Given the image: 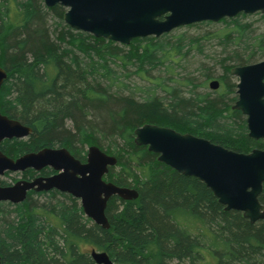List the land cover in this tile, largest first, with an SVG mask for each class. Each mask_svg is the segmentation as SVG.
Segmentation results:
<instances>
[{"label":"trees","instance_id":"trees-1","mask_svg":"<svg viewBox=\"0 0 264 264\" xmlns=\"http://www.w3.org/2000/svg\"><path fill=\"white\" fill-rule=\"evenodd\" d=\"M64 11L42 0L0 1V66L6 71L0 111L31 128L0 149L16 157L66 147L83 159L84 148L97 145L117 159L105 179L138 195L109 198L107 229L84 216L76 200L55 192L0 203L2 264H95L89 248L125 264H264V220L249 223L241 212L224 210L203 182L133 142L137 126L168 123L239 152L264 148L231 108L235 83L227 81L231 67L264 57V33L253 35L248 15L239 13L219 20L220 37L165 33L123 45L72 29ZM203 24L211 23L193 26ZM209 36L222 47L220 91L200 90L213 79L212 66L192 72L180 66L191 50L202 53ZM181 67L184 73L175 71ZM259 201L264 205V183Z\"/></svg>","mask_w":264,"mask_h":264},{"label":"water","instance_id":"water-1","mask_svg":"<svg viewBox=\"0 0 264 264\" xmlns=\"http://www.w3.org/2000/svg\"><path fill=\"white\" fill-rule=\"evenodd\" d=\"M46 7L65 8L62 19L74 30L83 31L123 45L134 38L158 37L177 27L192 23L234 17L239 13L264 15V0H42ZM237 78V99L232 109L245 116L247 135L264 140V59L234 66L229 70ZM6 71L0 66V86ZM209 88L219 82L212 79ZM31 128L0 111V142L21 139ZM135 145L147 147L157 160L185 176H192L211 190L224 210L241 212L249 223L264 220V205L259 201L264 183V148L239 152L207 138L181 133L171 127L143 123L133 131ZM117 159L97 145L86 149L85 161L75 158L66 147H44L11 158L0 150V175L6 171L40 170L49 166L56 174L33 180L19 179L11 185H0V201L18 203L29 189L51 188L79 199L84 215L94 224L107 229L105 214L112 196L133 200L137 191L117 186L103 176ZM95 264L116 263L105 251L91 249ZM1 264V255H0Z\"/></svg>","mask_w":264,"mask_h":264},{"label":"rangeland","instance_id":"rangeland-1","mask_svg":"<svg viewBox=\"0 0 264 264\" xmlns=\"http://www.w3.org/2000/svg\"><path fill=\"white\" fill-rule=\"evenodd\" d=\"M246 15H248V17H246L244 19V21L249 22L250 25L255 28V33L253 35H257L259 33H264V20L260 16L262 14H260L259 12H256L254 14H246ZM223 27H224V23L217 22V23H211V24H203L201 26H198V25H196V26H193V25L192 26H182V27L175 28L174 30H172L169 33L171 35H177L180 33L183 35L185 34L186 36H201V35H204L206 33L205 35L214 34L213 36H219L220 37V34H221L220 31L223 30ZM201 42L202 43H201L200 49H202V53H199L197 50H191L190 53L188 54V56L181 60L180 66H182V67L185 66V72L186 71L192 72V70H195L196 68H198L200 66V64L212 66V68H213L212 78L216 79L219 82V87L216 90L220 91L222 89L223 78L226 76L224 68L221 67L220 61H218V59H220L223 56V54L221 53L222 47L218 43V39H216V37L213 38V37L209 36V38H207V40H204ZM263 58L264 57H261V58L256 57L257 60H254L251 63L257 62ZM185 63H187V64L185 65ZM182 67L177 68L175 71L180 72V73H184V69H182ZM227 73H228L227 81L229 82V84H234L235 82H237L236 77L231 75L229 71ZM196 76H197V74H196ZM208 81H210V80H208ZM139 83H140V81H139ZM200 90H210V89L206 85V87L201 86ZM233 95H234V92L231 93L230 96H233ZM160 125L171 127L173 129L178 130V128L176 126H171L168 123H163ZM179 131H181V130H179ZM86 148L87 147H85L84 149L86 150ZM21 177H22L21 173H10V174H5L4 176H0V181L11 184L16 179H19ZM87 251L89 252L90 248L87 249Z\"/></svg>","mask_w":264,"mask_h":264},{"label":"flooded vegetation","instance_id":"flooded-vegetation-1","mask_svg":"<svg viewBox=\"0 0 264 264\" xmlns=\"http://www.w3.org/2000/svg\"><path fill=\"white\" fill-rule=\"evenodd\" d=\"M256 13V12H255ZM252 14H254V13H252ZM236 16V15H235ZM202 22H211V21H202ZM217 22H219V21H217ZM217 22H211V23H217ZM197 23H199V22H197ZM197 23H192V24H189L190 26H192L193 24H197ZM189 25H186V26H189ZM182 27V26H181ZM178 28V27H177ZM174 30V29H173ZM172 31V30H171ZM171 31H169V32H171ZM169 32H167V33H169ZM163 34H165V33H163ZM264 59V58H263ZM262 60V59H261ZM260 61V60H259ZM255 63V62H254ZM251 64V63H250ZM236 66H240V65H236ZM234 67V66H233ZM232 68V67H231ZM230 68V69H231ZM229 69V70H230ZM235 77V76H234ZM236 83L237 82H235V94H236ZM208 88H209V86H208ZM210 90H213V89H211V88H209ZM216 90V89H215ZM236 99H237V94H236ZM236 99H235V101H236ZM235 101H233V104L235 103ZM233 104H232V106H233ZM232 106H231V108H232ZM234 110H236V109H234ZM242 114V113H241ZM243 115V114H242ZM244 116V115H243ZM244 118H245V116H244ZM24 138H26V137H24ZM24 138H21V139H24ZM253 139V138H252ZM7 139H5V140H2L1 142H0V146L2 145V143L4 142V141H6ZM10 140V139H9ZM254 140H259V139H254ZM261 140H263V139H261ZM87 149V148H86ZM253 149V148H252ZM259 149H263V148H259ZM1 150V149H0ZM68 150V149H67ZM2 151V150H1ZM37 151V150H36ZM69 151V150H68ZM236 151V150H235ZM30 152H32V151H30ZM70 152V151H69ZM249 152V151H248ZM4 153V152H3ZM26 153V152H25ZM5 154V153H4ZM22 154H24V153H22ZM22 154H19L18 156H20V155H22ZM70 154L71 155H73L71 152H70ZM7 155V154H6ZM85 155H86V150H85ZM85 155H84V158L83 159H80V158H77L76 156H74L75 158H77V159H79L80 161H85ZM9 156V155H8ZM18 156H16V157H18ZM9 157H11V156H9ZM16 157H11V158H16ZM58 171H55V170H53L51 167H49V166H46V167H43V168H41L40 170H34V169H32V168H26L25 170H23V171H15V172H13V171H6L3 175H0V176H4L5 174H10V173H21L22 174V177L21 178H19V179H25V180H33V179H35V178H41V177H46V176H51V175H54V174H56ZM107 174V173H106ZM105 174V175H106ZM105 175L103 176V179L105 180V181H107L106 179H105ZM19 179H16L15 181H17V180H19ZM14 181V182H15ZM3 182V181H2ZM13 182V183H14ZM13 183H11V184H13ZM10 183H5V182H3L2 184L0 183V185L1 186H7V185H11ZM48 192H55L56 194H61V195H64V196H70L71 198H73L74 200H76L77 202H78V204L80 205V203H79V199H77V198H75V197H73L71 194H69V193H67V192H62V191H59L58 189H55V188H51V189H48V190H34V189H29V190H27V192H26V196H28V195H30V196H33L34 198H39L41 195H43V194H45V193H48ZM260 196V195H259ZM26 198V197H25ZM22 202V201H21ZM0 203H8V204H11V205H14V204H18V203H20V202H18V203H11V202H9V201H0ZM84 214V213H83ZM85 216V215H84ZM1 264H2V260H1Z\"/></svg>","mask_w":264,"mask_h":264}]
</instances>
